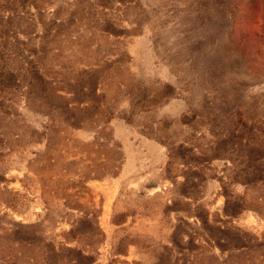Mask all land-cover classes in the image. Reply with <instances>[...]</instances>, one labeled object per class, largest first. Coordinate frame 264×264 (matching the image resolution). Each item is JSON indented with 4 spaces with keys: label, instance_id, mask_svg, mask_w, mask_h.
Returning a JSON list of instances; mask_svg holds the SVG:
<instances>
[{
    "label": "rangeland",
    "instance_id": "rangeland-1",
    "mask_svg": "<svg viewBox=\"0 0 264 264\" xmlns=\"http://www.w3.org/2000/svg\"><path fill=\"white\" fill-rule=\"evenodd\" d=\"M0 264H264V0H0Z\"/></svg>",
    "mask_w": 264,
    "mask_h": 264
}]
</instances>
